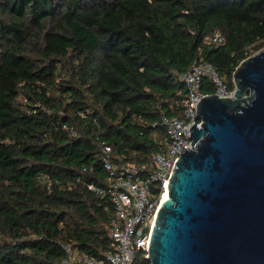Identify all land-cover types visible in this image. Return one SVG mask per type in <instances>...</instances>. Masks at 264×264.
I'll list each match as a JSON object with an SVG mask.
<instances>
[{"label": "trees", "instance_id": "trees-1", "mask_svg": "<svg viewBox=\"0 0 264 264\" xmlns=\"http://www.w3.org/2000/svg\"><path fill=\"white\" fill-rule=\"evenodd\" d=\"M262 48L264 0H0V264L113 250L101 144L146 174L179 76L208 63L234 91Z\"/></svg>", "mask_w": 264, "mask_h": 264}, {"label": "water", "instance_id": "water-1", "mask_svg": "<svg viewBox=\"0 0 264 264\" xmlns=\"http://www.w3.org/2000/svg\"><path fill=\"white\" fill-rule=\"evenodd\" d=\"M231 98L198 102L194 148L173 166L150 231V264H264V48L242 61Z\"/></svg>", "mask_w": 264, "mask_h": 264}, {"label": "built area", "instance_id": "built-area-1", "mask_svg": "<svg viewBox=\"0 0 264 264\" xmlns=\"http://www.w3.org/2000/svg\"><path fill=\"white\" fill-rule=\"evenodd\" d=\"M211 41L223 42V36L216 32ZM214 87L212 94L201 91L203 80ZM186 87V98L180 118L163 117L161 125L164 136L160 140L161 151L152 152L150 161L153 169L146 174L132 164H119L111 157L108 145L101 144L102 163L108 174L104 194L108 195L114 217L109 223L108 237L114 247L102 258L65 248L63 264H137L143 255L147 258L150 231L162 196L167 192L175 161L185 151L194 148L190 140L191 127H201L198 117V102L206 96L231 98L230 91L219 73L208 63L193 62L189 70L178 78ZM145 251L146 254L142 252Z\"/></svg>", "mask_w": 264, "mask_h": 264}, {"label": "bare ground", "instance_id": "bare-ground-1", "mask_svg": "<svg viewBox=\"0 0 264 264\" xmlns=\"http://www.w3.org/2000/svg\"><path fill=\"white\" fill-rule=\"evenodd\" d=\"M167 198H168V194H167V192H165V193L163 194V196H162L161 203L164 202ZM161 203H160V204H161Z\"/></svg>", "mask_w": 264, "mask_h": 264}]
</instances>
